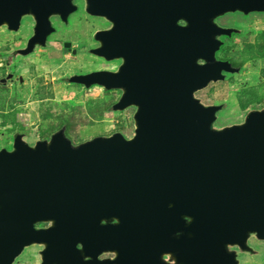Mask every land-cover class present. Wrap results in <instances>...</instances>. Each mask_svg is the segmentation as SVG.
Wrapping results in <instances>:
<instances>
[{"label": "water", "instance_id": "95a60500", "mask_svg": "<svg viewBox=\"0 0 264 264\" xmlns=\"http://www.w3.org/2000/svg\"><path fill=\"white\" fill-rule=\"evenodd\" d=\"M84 1L114 23L98 32L94 52L126 62L70 81L124 83L111 109L136 107L134 135L74 144L60 130L31 144L18 134L0 148V264H15L32 244L44 245L40 264H240L233 248L264 240V108L217 127L223 105L197 92L241 70L217 56L222 37L238 32L217 19L264 12V0ZM77 9L74 0H0V28L17 32L33 17L20 49L30 54L54 33L52 16L68 22ZM122 29L134 46L124 47ZM41 221L50 225L36 229ZM104 252L113 257L100 259Z\"/></svg>", "mask_w": 264, "mask_h": 264}, {"label": "rangeland", "instance_id": "374dc122", "mask_svg": "<svg viewBox=\"0 0 264 264\" xmlns=\"http://www.w3.org/2000/svg\"><path fill=\"white\" fill-rule=\"evenodd\" d=\"M220 23L239 32L225 39L219 56L233 58L242 67L197 95L206 104H222L215 124L230 127L243 122L250 111L264 107V12L229 13ZM53 24L56 30L47 46L28 55H20L19 49L32 34L31 18L23 19L18 32L0 28V148H12L18 134L35 143L59 130H64L74 144L118 132L133 136L134 109H109L119 92H104L98 86L84 88L67 79L75 73L113 65L86 52L92 43L91 34L105 26V21L80 7L68 22L55 17ZM73 48L77 54L72 53ZM250 245L255 251L241 254L240 264H264V240L252 237ZM40 249L29 246L15 264H38Z\"/></svg>", "mask_w": 264, "mask_h": 264}, {"label": "flooded vegetation", "instance_id": "af4514ba", "mask_svg": "<svg viewBox=\"0 0 264 264\" xmlns=\"http://www.w3.org/2000/svg\"><path fill=\"white\" fill-rule=\"evenodd\" d=\"M144 1V0H143ZM74 2L78 5V9H77V11L79 10V8L81 7V8H83L84 9V11L86 12V13H88L87 11H86V9H85V1L84 0H74ZM77 11H75V12H77ZM74 12V13H75ZM73 13V14H74ZM89 14V13H88ZM229 14V13H228ZM72 15V14H71ZM70 15V16H71ZM90 16H92V17H94V18H97V19H102L103 21H105V23H106V25L105 26H103V27H101V28H98V29H96L92 34H91V38H90V42H92L89 46H88V48L86 49V52L87 53H89V54H91V55H93L94 57H96V58H98V59H100L102 62H105V63H109V64H113V65H110V66H100V67H98V68H95V69H93V70H90V71H87V72H81V73H75V74H86V73H90V72H96V71H102V70H105V71H109V72H111V73H114V72H116V71H118V69L123 65V64H125V62H126V57L124 56V57H120V58H113V59H108V58H106V57H104V56H100V55H98V54H96L95 52H94V50L95 49H97L98 47H100L101 46V42H100V38L99 37H97V34H98V32H100V31H104V30H110V29H112L113 27H114V23L111 21V20H109V19H107L106 17H103V16H97V15H91V14H89ZM227 14H225V15H223L222 17H220V18H218L217 20H218V22H219V24L220 25H223V24H221L220 23V19L221 18H223L224 16H226ZM70 16H69V18H70ZM60 18V16H58V15H54V16H52L51 17V20H52V23H53V18ZM24 18H31L33 21H34V19H33V17H31V16H26V17H24ZM23 18V19H24ZM61 19V18H60ZM181 23H185V22H183V21H180ZM22 24H23V20H22ZM54 25V24H53ZM223 26H225V25H223ZM33 27H34V25H33ZM228 27H231V26H228ZM233 27V26H232ZM55 30H56V27H55ZM11 32H13V31H11ZM18 32V31H17ZM238 32H239V29H238ZM237 32V33H238ZM54 33H55V31H54ZM121 33H122V35H121V41H122V43L124 44V47H125V45H127L128 46V44H131L132 46H134V41H135V35L133 34V33H129L128 32V29L126 30V31H124L123 29L121 30ZM32 34H33V31H32ZM32 34H31V36H32ZM53 34V33H52ZM51 34V35H52ZM141 35H142V38H143V36H144V34H143V32H141L140 33ZM50 35V36H51ZM30 36V37H31ZM49 36V37H50ZM105 36L106 37H108L109 38V40H107L108 42H109V44H108V46H109V51L111 52V51H115V50H117V48H118V46H112V44L110 43V41H117V39H118V36H115V34L114 33H108L107 35L105 34ZM104 36V37H105ZM232 36H234V35H232ZM231 36V37H232ZM29 37V38H30ZM49 37H48V39H49ZM29 38H28V40H29ZM223 39H224V41H225V39H227V38H230V37H226V36H224V37H222ZM28 40H27V43H28ZM145 40V39H144ZM226 42V41H225ZM27 43H26V45L23 47V48H25L26 46H27ZM47 43H48V40H47ZM225 45V44H224ZM47 46V44L45 45V46H43V47H46ZM43 47H40V46H37L36 47V49L37 48H43ZM20 49H22V48H20ZM20 49H19V54L20 55H28V54H21L20 53ZM123 49V46H121V50ZM222 49V48H221ZM36 51V50H35ZM68 51V49L65 47L64 48V52H67ZM221 51V50H220ZM219 51V52H220ZM219 52L217 53V56H218V58H220V56H219ZM72 53H74V54H77V49L76 48H73V50H72ZM31 54V53H30ZM148 55L149 56H152V52H151V48H150V50H149V52H148ZM221 59H224V58H221ZM75 74H72L71 76H73V75H75ZM226 74H228V73H226ZM71 76H69L67 79H69L70 80V78H71ZM73 83V82H72ZM213 83V82H212ZM74 84H78V85H81V86H83L84 88H92V87H94V86H98V87H100V88H102V90L104 91V92H112V91H117V92H119V96H118V98L116 99V101L115 102H117L118 100H120L121 99V97L123 96V94H124V92H125V84L124 83H118V86L117 87H114V88H112V89H107V88H105L103 85H98V84H95V85H92L91 87H86L84 84H80V83H74ZM211 84V83H210ZM201 91V90H200ZM199 92V91H198ZM198 92H197V94H198ZM198 96V95H197ZM114 102V103H115ZM113 103V104H114ZM113 104H111L110 106H109V109L111 110V111H114V110H112L111 109V106L113 105ZM129 108H132V109H134V113H135V111H136V107H134V106H131V107H128L127 109H129ZM224 108V107H223ZM264 107H262V108H258V109H263ZM126 110V109H125ZM122 111H124V110H122ZM133 120H134V114H133ZM134 123H135V121H134ZM215 124V123H214ZM215 126H217V127H221V126H219V125H217V124H215ZM231 127V126H230ZM134 130H135V128H134ZM60 131V130H59ZM56 132H58V131H56ZM55 132V133H56ZM66 133V132H65ZM54 134V133H53ZM52 134V135H53ZM52 135L49 137V138H45V139H50L51 137H52ZM66 135H67V133H66ZM68 136V135H67ZM128 137V136H127ZM41 140H44V139H41ZM38 141V140H37ZM36 141V142H37ZM35 142V143H36ZM14 143V142H13ZM30 143V142H29ZM35 143H31V144H35ZM11 149V148H10ZM50 225V223H48V222H43V221H41V222H37V223H35V228L36 229H43V228H47L48 226ZM252 237H254V236H252ZM250 239H251V237L249 238V244H250ZM32 245H38V246H40L41 247V249H40V251H39V254H40V261H39V263L38 264H40L41 262H42V256H41V251L43 250V248H44V245H41V244H32ZM32 245H29V246H32ZM29 246H27V247H25L24 248V250L26 249V248H28ZM78 248H81V244H78ZM252 251H243V252H241L240 250H239V248L238 247H234L233 249L234 250H236L237 252H238V254H239V259L241 260V257H240V255L241 254H250V253H253L254 251H255V249H254V247L252 246ZM24 250H23V252H24ZM22 252V253H23ZM110 257H113V254H111V253H109V252H104V253H102V254H100L99 255V258L100 259H105V258H110ZM15 263V262H14Z\"/></svg>", "mask_w": 264, "mask_h": 264}, {"label": "trees", "instance_id": "16d2710c", "mask_svg": "<svg viewBox=\"0 0 264 264\" xmlns=\"http://www.w3.org/2000/svg\"><path fill=\"white\" fill-rule=\"evenodd\" d=\"M224 59H227V60L231 61L234 65L237 64L233 58H227V57H226V58H224ZM236 66H239V65H236ZM240 67H242V66H240Z\"/></svg>", "mask_w": 264, "mask_h": 264}, {"label": "bare ground", "instance_id": "6f19581e", "mask_svg": "<svg viewBox=\"0 0 264 264\" xmlns=\"http://www.w3.org/2000/svg\"><path fill=\"white\" fill-rule=\"evenodd\" d=\"M252 238V237H251Z\"/></svg>", "mask_w": 264, "mask_h": 264}]
</instances>
